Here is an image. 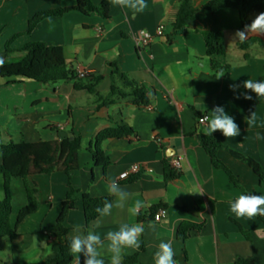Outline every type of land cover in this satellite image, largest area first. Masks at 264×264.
I'll use <instances>...</instances> for the list:
<instances>
[{"label": "crops", "instance_id": "crops-1", "mask_svg": "<svg viewBox=\"0 0 264 264\" xmlns=\"http://www.w3.org/2000/svg\"><path fill=\"white\" fill-rule=\"evenodd\" d=\"M92 1L99 5L103 0ZM106 1L110 3L108 19L73 10L45 19L30 35H24L36 14L74 8L76 0H0L3 59L7 44L12 50L30 42L59 46L68 69L76 74L84 71L104 77L98 87L101 94L109 93L111 77L117 69L146 86L150 98L147 106L117 99L98 109L95 96L76 91L72 81L43 85L0 78V145L25 142L38 147L43 142L72 136L82 138L79 168L71 177L54 172L29 179L37 190L38 205L20 224L16 217L27 205V194L23 181L12 179L10 223L17 237L0 238V264H37L52 257L50 245L69 184L79 196L112 197L114 201L107 190L113 179L131 193L126 206L113 207L111 215L99 216L86 227L82 201L78 199L64 222L69 238L94 230L103 239L107 231L118 230L123 223L141 224L144 232L140 248L125 249L123 255V259L138 255L134 264H155L154 255L161 241H171L177 264H235L239 259L264 264V221L257 216L237 217L230 210L238 194L264 195V185L248 167L219 152L218 157L238 179L239 187L233 185L224 171L213 167L198 141L205 131L199 118L211 116L215 106H223L238 124L240 135L226 138L216 131L212 136L264 167V139L255 138L257 132L264 135V96H256L243 87L245 80L264 81V35L249 33L240 42L235 37L237 30H242L238 11L202 9L212 0H193L198 10L195 19L187 23L183 32L175 34L172 22L182 0H146L148 8L143 12ZM160 26L164 27V34L156 36ZM212 30L224 34V56L207 54L202 33ZM141 31L153 36L148 46L139 45ZM246 43L250 44L242 48ZM212 60L220 64L217 69L212 67ZM224 66L228 70L217 79ZM11 81L14 83L7 85ZM244 94L252 99H244ZM252 112L257 115L255 128L246 123ZM121 122L128 124L134 134L100 145L110 161L104 170L95 165L89 148L101 131ZM178 158L181 168L175 170L172 162ZM2 162L0 148V165ZM165 163L174 169L176 179L166 181ZM133 165H139L140 171L120 180L119 176ZM149 170H153L151 174ZM3 196L0 176V200ZM137 199L146 206L138 215H132L128 209ZM161 209L167 214L156 223L153 217ZM97 221L100 226L93 228ZM183 222L201 225V230L182 241L178 228ZM150 224L155 228H150ZM241 230L249 232L250 240ZM107 243L105 240V246ZM72 255V264H76V256ZM102 255L105 264H110L106 248ZM84 259L81 254L80 264Z\"/></svg>", "mask_w": 264, "mask_h": 264}, {"label": "trees", "instance_id": "trees-1", "mask_svg": "<svg viewBox=\"0 0 264 264\" xmlns=\"http://www.w3.org/2000/svg\"><path fill=\"white\" fill-rule=\"evenodd\" d=\"M202 9L218 12L224 9H235L239 13L240 28L251 24L253 19L261 12H264V0H212L202 6ZM78 11L83 15L97 14L103 19H108L110 14V3L103 0L99 5H95L92 0H76L74 8H60L36 14L30 21L24 35H30L33 30L45 19L61 17L70 11ZM198 10L194 7L193 0H182L175 13L172 28L173 33L184 31L189 21L195 19ZM207 54L210 57L224 56V34L222 31L203 32ZM250 43L241 45L247 48ZM5 63L0 67V78L20 79L19 81H35L43 85L56 84L62 81H72L76 91H85L95 96L98 109L107 107L116 102L117 99L129 100L134 105L150 104L148 89L142 84H138L130 79L125 73L115 69L111 77V87L106 95L98 91V87L104 77L101 75L88 74L84 78L72 70L68 69L64 51L59 46L47 45L43 42H30L23 45L18 50H12L10 45L5 47ZM212 67L217 69L219 63L212 60ZM113 67V66H112ZM224 66L222 71H227ZM11 81L9 84H13ZM133 129L126 123L121 122L115 127L101 131L95 138V142L89 150L92 154L96 166L106 170L110 166L109 159L100 150V145L109 139H120L132 136ZM200 146L210 158L214 168L224 171L230 182L239 187L238 179L227 168L218 157L219 152H225L235 160L248 167L258 178L260 185H264V167L254 159L236 152L212 135L198 136ZM82 147V138H66L62 141H48L41 143L38 147L21 142H9L1 144L3 162L0 165V176L3 179V199L0 200V238L15 239L17 237L10 223L12 211V195L10 185L13 178H19L24 183L27 194V205L22 208L16 217V223H22L28 216L34 213L38 205L37 190L31 185L29 179L38 175H51L54 172H63L68 177L79 168L78 154ZM166 181L177 178V174L168 163H165ZM254 194V193H251ZM82 201L86 227L99 217L96 212L98 207H103L104 202L112 201V197L92 198L86 194L78 195L69 184V191L66 195L65 206L56 222L54 240L51 243L52 257L37 264H72L73 255L70 253L68 237L69 230L65 227V218L69 211L75 208L76 202ZM258 219L264 221V216L257 215ZM201 230V225L190 222H183L178 228V238L185 241L190 233ZM247 240H250L249 232L241 230ZM138 261V255L124 258L122 264H134ZM235 264H255L252 260L239 259Z\"/></svg>", "mask_w": 264, "mask_h": 264}, {"label": "clouds", "instance_id": "clouds-1", "mask_svg": "<svg viewBox=\"0 0 264 264\" xmlns=\"http://www.w3.org/2000/svg\"><path fill=\"white\" fill-rule=\"evenodd\" d=\"M114 5L131 8L134 12H143L148 8L146 0H111ZM249 33L264 35V12L259 13L251 22L245 25L243 30H237L235 37L240 42H243ZM5 61L0 57V67ZM224 72L221 71L217 75V79L222 77ZM243 87L256 96H264V81L245 80ZM239 98V97H237ZM244 99H252L250 95L244 94ZM211 116L204 115L200 118V123L205 125L204 135L210 136L216 131H220L226 138H234L240 135V129L234 118L227 114L223 106H215L211 110ZM249 128L257 126V115L251 113L250 118L246 121ZM257 140L264 139V135L256 133ZM153 170H149L151 174ZM108 193L115 197L114 201H105L103 207H98L96 212L100 217L111 215L113 207L123 209L130 199L131 193L123 188L117 180L113 179L108 183ZM143 201L137 199L129 207V212L132 215H138L141 208L145 207ZM230 210L237 217L252 218L257 215L264 216V195L254 194H238L237 198L231 202ZM159 219V216H157ZM99 222H95L93 228L99 227ZM150 228H155L154 224L149 225ZM144 232L141 224L123 223L118 230H109L101 238L99 233L94 230H89L86 234H77L70 238L69 250L70 253L76 256V264H80V255L85 257L83 264H105L102 250L110 254V264H122V259L125 249L138 250L141 246L140 237ZM105 240L108 242L105 246ZM174 251L171 241H161L158 245V250L154 255L155 264H177L174 260Z\"/></svg>", "mask_w": 264, "mask_h": 264}, {"label": "built area", "instance_id": "built-area-1", "mask_svg": "<svg viewBox=\"0 0 264 264\" xmlns=\"http://www.w3.org/2000/svg\"><path fill=\"white\" fill-rule=\"evenodd\" d=\"M164 34V27L163 26H160L157 31H156V36H163ZM139 45L140 46H148L149 43L151 42V40L153 39V36L146 32V31H141L139 33ZM78 77L80 78H84L86 75H88L87 72H84V71H80L78 72ZM201 118V117H200ZM200 118L198 120L199 124L200 125H203L200 123ZM205 126V125H204ZM157 143L159 144V141H157ZM172 166L175 170H178L181 168V159L178 158V159H175L173 162H172ZM140 171V166L139 165H133L129 171L127 172H124L123 174H121L119 176V179L120 180H125V179H128L130 177L131 174H137L138 172ZM167 214V211L165 209H161L159 210L153 217V221L158 223L160 222ZM157 216H159V219H157Z\"/></svg>", "mask_w": 264, "mask_h": 264}, {"label": "water", "instance_id": "water-1", "mask_svg": "<svg viewBox=\"0 0 264 264\" xmlns=\"http://www.w3.org/2000/svg\"><path fill=\"white\" fill-rule=\"evenodd\" d=\"M71 139H74V136H72Z\"/></svg>", "mask_w": 264, "mask_h": 264}]
</instances>
